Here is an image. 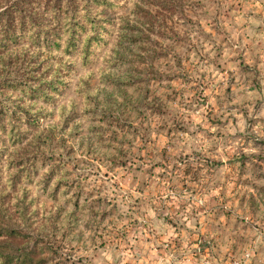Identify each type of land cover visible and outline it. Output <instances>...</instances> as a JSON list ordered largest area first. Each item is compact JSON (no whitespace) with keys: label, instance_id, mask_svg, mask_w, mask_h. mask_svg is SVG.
<instances>
[{"label":"rangeland","instance_id":"374dc122","mask_svg":"<svg viewBox=\"0 0 264 264\" xmlns=\"http://www.w3.org/2000/svg\"><path fill=\"white\" fill-rule=\"evenodd\" d=\"M115 3L84 60L35 56L69 63L53 98L0 86L29 129L4 221L48 244L33 264H264V0ZM34 50L8 45L0 81Z\"/></svg>","mask_w":264,"mask_h":264},{"label":"trees","instance_id":"16d2710c","mask_svg":"<svg viewBox=\"0 0 264 264\" xmlns=\"http://www.w3.org/2000/svg\"><path fill=\"white\" fill-rule=\"evenodd\" d=\"M116 0H2L0 9V54L8 45L27 42L38 49L29 54L33 58L25 69L23 79H2L0 86L20 91L23 95L48 101L62 88L68 62L39 65L35 56L41 51L64 54L77 52L84 60L91 42L100 38L101 31L111 22L109 11ZM31 8V9H28ZM110 15V16H109ZM30 60V59H28ZM25 114V113H23ZM4 116L7 118L4 119ZM27 122V121H24ZM28 124L33 121L27 122ZM28 127L20 128L16 115L0 110V180L3 176L2 158L5 148L27 137ZM23 168V169H22ZM24 165L7 175L8 183L21 176ZM22 217V214H21ZM6 218V208L0 199V264H33L44 260L41 252L49 249L41 239L35 240L21 230L17 220Z\"/></svg>","mask_w":264,"mask_h":264},{"label":"built area","instance_id":"2783aa9c","mask_svg":"<svg viewBox=\"0 0 264 264\" xmlns=\"http://www.w3.org/2000/svg\"><path fill=\"white\" fill-rule=\"evenodd\" d=\"M245 254H247V253H245ZM232 264H239L237 261H233V263Z\"/></svg>","mask_w":264,"mask_h":264}]
</instances>
